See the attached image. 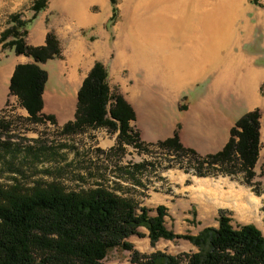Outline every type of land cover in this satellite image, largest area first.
Listing matches in <instances>:
<instances>
[{
	"label": "rangeland",
	"instance_id": "obj_1",
	"mask_svg": "<svg viewBox=\"0 0 264 264\" xmlns=\"http://www.w3.org/2000/svg\"><path fill=\"white\" fill-rule=\"evenodd\" d=\"M141 1L46 0V8L43 10L45 23L59 40L61 53L58 59L63 62V68L60 74L52 75L53 68L50 63L46 66L50 78L45 88L55 95L50 96V107L42 109L43 115H40L37 122L30 120L28 113L26 115L20 110L15 95L0 87V183L9 185L16 180L21 185L29 186L37 181L57 180L69 190L87 188L99 183L120 194L130 196L140 205H145L150 209L149 215L155 214L156 206H165V226L176 234L196 235L205 227H216L220 210L228 212L232 225L253 223L264 234V198H259L261 195L264 197V158L258 163L256 161L252 169L254 173L252 187L243 182L245 172L240 171L237 159L229 162L236 165L237 172L226 173L225 170L230 167L223 165L219 168V163L210 164L208 155L201 156L196 153V160L189 152L157 145V142L171 138L174 134H177L179 139V128H176L170 137L156 143H145L139 135L135 137L138 134L136 125L132 126L129 122L128 132L133 141L123 142L121 146L117 143V131L110 132L103 127L87 128L82 132L62 130L67 121L74 119L77 102L75 86L78 83L79 89L89 67L96 61L105 65L110 87L116 88L123 97L124 94L126 96L133 94L142 102L155 98L156 103L162 104V107L170 112L172 109L170 101H165V98L169 93L167 87L174 85L170 84L173 82V71L168 70L166 64L162 63V50H166V53L169 51L175 53L180 73H184L183 66L188 63H196L200 69L197 77L179 86L175 95L178 110L188 109L191 98H197L200 95L198 93L202 92L203 87L208 85L218 72L213 66L221 63L224 58L227 63L226 111L231 113L236 108L245 109L240 96L243 75L237 69L236 63L247 64L263 71L264 0H243L240 16L238 17L236 13V21H229L237 39L227 46H219V49H216L218 53L221 50L219 59L217 57L216 62L208 60L206 63L193 62L196 59V51L200 48L199 57L203 55L200 44L182 41L174 31L170 32L168 41L143 43L140 40L143 35L141 25L144 22L148 25L151 12H158L162 4L149 11L143 8ZM31 4L32 0H0V23L7 26L8 16L15 12H20L23 18H30ZM10 11L12 13L8 15ZM5 17L6 22L3 21ZM193 19L198 22L201 13H196ZM197 24L200 25V22ZM187 31L191 33L193 28L190 27ZM194 31H197L196 36L203 33L202 28ZM203 51L205 57L208 56L207 50ZM11 52L2 49L0 45V66L10 59L4 58ZM217 52L212 50V53ZM132 63L136 64V67H132ZM205 67L207 69L203 70ZM70 70L78 76L75 82L71 80ZM68 76L72 85L70 89L67 88ZM261 94L264 95V83L261 86ZM68 105L70 111L65 114V107ZM129 105L131 106L130 103ZM221 108L223 109L222 102ZM47 116H52L53 120ZM199 162H202L201 165ZM135 164H142V167L130 177L125 171L127 167ZM198 170L207 175L199 176ZM176 172L182 177L181 174L194 179L200 177L213 181L224 179L226 181L221 182L228 183L230 180L229 182L235 185L238 183L246 188L250 187L252 194L258 199L256 217L245 219L232 206L216 205L195 195L192 197L193 194L190 196L188 190L192 187H188L190 183L188 180L181 184H172L166 178V174H169L174 179L173 175ZM176 186L180 189L178 190ZM254 190L258 194H255ZM156 192L159 194H155ZM161 194L171 198L164 200ZM233 198L228 194L224 196L225 201L232 202L231 205L234 201H239L238 196ZM138 230L140 234L130 236L128 241L142 254L161 251L176 255L198 250L184 238H161L151 244L147 229L139 227ZM130 258L129 251L113 248L108 251L104 263L137 264Z\"/></svg>",
	"mask_w": 264,
	"mask_h": 264
},
{
	"label": "trees",
	"instance_id": "obj_2",
	"mask_svg": "<svg viewBox=\"0 0 264 264\" xmlns=\"http://www.w3.org/2000/svg\"><path fill=\"white\" fill-rule=\"evenodd\" d=\"M45 8L46 0H32L31 17L12 13L0 32L2 49L33 60L15 66L8 90L35 122L43 115L42 93L47 81V72L38 63L58 58L61 53L52 31L47 32L43 45L26 42L28 27ZM76 101L74 119L62 126L64 132L103 127L117 131L118 146L133 141L128 131L134 111L123 95L110 87L102 62L96 61L90 68L76 93ZM47 117L53 120L52 116ZM157 145L197 157L193 150L180 144L177 134ZM260 147V111L256 108L235 121L226 144L208 155L210 164L219 163V168L227 165L230 168L225 172L235 173L236 165L229 162L237 159L240 171L245 172L243 182L254 187L252 169ZM141 167L142 164H135L127 167L125 173L132 177ZM197 172L199 176L207 175ZM149 210L130 196L99 183L71 190L57 180L37 181L29 186L16 180L9 185L0 183V264H105L108 251L113 248L129 251L131 261L137 264H264V234L253 223L234 226L228 212L220 210L216 227H205L196 235L176 234L165 226V206H156L154 215H149ZM139 227L147 229L151 244L161 238H184L198 250L176 255L161 251L142 254L128 241L130 236L140 234Z\"/></svg>",
	"mask_w": 264,
	"mask_h": 264
},
{
	"label": "crops",
	"instance_id": "obj_3",
	"mask_svg": "<svg viewBox=\"0 0 264 264\" xmlns=\"http://www.w3.org/2000/svg\"><path fill=\"white\" fill-rule=\"evenodd\" d=\"M14 12V11H13ZM12 11L8 12V15ZM6 22V17L3 19ZM0 23V32L4 29L5 23ZM49 31L47 24L45 23V13L40 11L35 19L32 21L28 27V33L26 36V42L32 46H40L45 44L46 34ZM203 49L206 47L199 45ZM201 48L196 52V59L193 62L206 63L209 61L219 59V53L215 54L209 51V55L201 58L199 57V52ZM162 63H165L168 70L173 71V77L169 87H167V92H169L165 98V101H170L172 107L171 111L164 107L162 104L156 103L155 98H150L146 102H142L131 94L124 98L131 104L135 112V119L130 121L133 126L136 125V131L140 139L145 143H156L159 140H163L167 137L173 135L176 128H179V139L183 146L192 149L195 153L201 156L209 155L218 152L226 144L230 136V129L234 125L236 119L247 111L258 108L260 110V150L258 154L257 163L260 159L264 158V95L261 94V86L264 83V68L263 71L259 68H254L248 66L247 64H237V69H239L243 75V82L241 88L242 100L244 101L245 109L240 110L238 108L227 113L226 111V94H227V84L225 79V72L227 70V63L225 58L218 65H214L213 68L217 69V73L208 82V85L203 87L202 92L197 98H191L189 101V106L186 111H180L176 106V93L178 92L179 86L189 80L197 77L199 75V67L196 63H191L185 66L184 73H180L179 63L176 60L175 53H166V50H162ZM12 55V56H11ZM11 56V57H10ZM6 58H10L7 62H4L0 66V87L2 90H7L10 77L13 70L17 64H25L33 62L32 58L25 56L23 54L16 55L11 52ZM1 61V60H0ZM50 63L53 68L52 75L60 74L63 68V62L59 58L49 59L45 62L38 63V65L47 72V81H49L50 73L46 69V66ZM186 63V62H185ZM132 67H136V64L132 63ZM236 66V65H234ZM92 67V65H91ZM89 67V70L90 68ZM207 67L203 68L206 70ZM211 69V66H209ZM88 70V71H89ZM71 80L76 81L78 76L73 70H70ZM69 74V76H70ZM69 76L67 78V88L70 89L72 85L69 83ZM82 81V80H81ZM45 83V85H46ZM81 85V82H80ZM78 83L75 86V93H77ZM53 94L51 91L47 90L44 86L42 93L43 99V110L49 109L50 103L49 98ZM15 97V96H14ZM57 97V95H56ZM17 99V98H16ZM18 101V100H17ZM221 102L223 103V109L221 108ZM20 110L27 115L26 109L19 105ZM65 114L69 113V105L65 107ZM63 114V113H61ZM65 116V115H64ZM262 151V152H261ZM169 172V170H167ZM180 176L179 172L173 175L174 179L166 174V178L172 184L179 183L188 180L189 186L192 189L188 190L190 196L199 197V199L209 200L216 205H224L231 207L225 200L224 196L230 194L232 197L238 196L239 200H247L249 195H253L250 187L242 186V184L224 183L221 181H226L224 179L213 181L205 177L193 178L191 176H186L185 174ZM185 175V176H184ZM182 177V179H181ZM178 190L180 189L176 186ZM155 194H159L156 192ZM163 199L166 200L171 198L168 195L161 194ZM189 195V194H188ZM254 196V195H253ZM256 197V196H255ZM263 199V195L259 197ZM217 201V203H216Z\"/></svg>",
	"mask_w": 264,
	"mask_h": 264
},
{
	"label": "bare ground",
	"instance_id": "obj_4",
	"mask_svg": "<svg viewBox=\"0 0 264 264\" xmlns=\"http://www.w3.org/2000/svg\"><path fill=\"white\" fill-rule=\"evenodd\" d=\"M141 2L143 8L148 10L155 9L158 4H162L158 12H151L149 24L144 22L141 25L143 35L140 40L143 43L154 44L168 41L170 32L174 31V34L182 41L199 43L206 47L203 50H207V55L209 51L217 52L216 49H219V46H227L237 39L229 21H236V13L238 17L240 16L243 0H142ZM196 13H201V19L198 21L200 25L193 19ZM190 27L193 31L188 33L187 29ZM197 28H202L201 36L195 35L197 31L194 30ZM203 50L201 58L205 57ZM226 202L243 218L256 217V206L258 205L256 197L250 196L244 201H234L232 205V202Z\"/></svg>",
	"mask_w": 264,
	"mask_h": 264
}]
</instances>
